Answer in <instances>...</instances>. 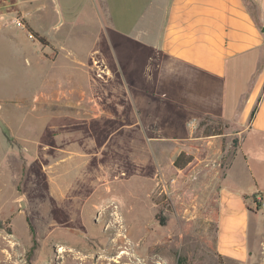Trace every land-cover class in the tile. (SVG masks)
<instances>
[{
    "label": "rangeland",
    "instance_id": "rangeland-1",
    "mask_svg": "<svg viewBox=\"0 0 264 264\" xmlns=\"http://www.w3.org/2000/svg\"><path fill=\"white\" fill-rule=\"evenodd\" d=\"M73 17L74 37L63 47L47 41L31 65L23 54H0V264H117L123 248L133 254L126 243L114 249L117 231H107L111 218L103 215L117 200L135 225L129 243L150 258L123 263L264 264V214L251 224L247 259L217 248L219 189L241 129L180 100L193 90L188 68H165L150 51L130 70L125 41L113 69L91 54L95 42L82 12ZM208 132L222 133L219 143ZM182 151L193 159L180 170L173 163ZM105 176L109 193L98 184ZM249 205L257 208L259 200ZM69 245L78 254L60 252Z\"/></svg>",
    "mask_w": 264,
    "mask_h": 264
},
{
    "label": "crops",
    "instance_id": "crops-1",
    "mask_svg": "<svg viewBox=\"0 0 264 264\" xmlns=\"http://www.w3.org/2000/svg\"><path fill=\"white\" fill-rule=\"evenodd\" d=\"M76 10L95 42L91 54H102L118 70L121 46L128 41L130 70L137 71L150 51L165 68L185 66L195 77L186 86H193L189 98L180 100L227 129L229 123L241 129L219 189L217 248L227 258L247 259L251 224L264 214V0H0V54H23L27 65L36 51L41 59L43 44L22 22L63 47L74 37ZM98 34L107 40L98 41ZM4 78L0 74V82ZM210 136L219 143L218 135ZM253 197L257 208L249 205Z\"/></svg>",
    "mask_w": 264,
    "mask_h": 264
},
{
    "label": "bare ground",
    "instance_id": "bare-ground-1",
    "mask_svg": "<svg viewBox=\"0 0 264 264\" xmlns=\"http://www.w3.org/2000/svg\"><path fill=\"white\" fill-rule=\"evenodd\" d=\"M62 100H63V98L59 97L58 101L61 102ZM109 179H110L109 176H105V177H101L98 180V184H100V188H103V187L106 188L107 193L112 191L111 188L109 187V185H110ZM111 187H112V185H111ZM124 208H125L124 204L117 200V202L116 201H111V203L109 204V207H108V209H106V211L104 209L105 213H104L103 217H107V218L110 217L111 218L110 224H109V228H108L107 231L111 232V233L114 232V231H117L116 239L113 242L114 249L116 248L117 244L126 243L128 248L132 247V252H133V254L129 253L130 252L129 249H128L129 252H127V250L123 248L120 251L119 256L116 259L112 260V263L114 262V263H117V264H127V263H123V262L127 261V260L136 261L138 254L142 255L145 258V261H149L150 260L149 254L146 253V251L143 249L142 245H132L128 241V238L130 236H134L135 235V232H134L135 225L131 226V224L123 216L124 213H125ZM109 212H112V214L110 215ZM146 243H147V240L144 241L145 245H146ZM71 248H74V247H72V245L61 246L60 252H62L64 254L67 253V252H69L70 254L76 253V251H71ZM76 254H78V252ZM72 256H73V254H72ZM91 259H92V257H91ZM100 260L104 261V258H102ZM105 260H106V258H105ZM83 261L84 262L82 264H91V262L93 260L91 261V260L87 259V260H83ZM96 263H97V261H96ZM137 264H142V262H137Z\"/></svg>",
    "mask_w": 264,
    "mask_h": 264
},
{
    "label": "trees",
    "instance_id": "trees-1",
    "mask_svg": "<svg viewBox=\"0 0 264 264\" xmlns=\"http://www.w3.org/2000/svg\"><path fill=\"white\" fill-rule=\"evenodd\" d=\"M23 25H25L27 31L36 39L38 40L39 42H41L43 45H48L47 41L45 38H43L40 34H38L37 32H35L27 23L25 22H22ZM222 133H218V134H215V135H220ZM208 135H211L209 132H208ZM213 135V134H212ZM192 156L190 155H187L185 152H181L177 158L175 159L173 165L174 167H176L177 169H184L186 168L191 162H192Z\"/></svg>",
    "mask_w": 264,
    "mask_h": 264
},
{
    "label": "water",
    "instance_id": "water-1",
    "mask_svg": "<svg viewBox=\"0 0 264 264\" xmlns=\"http://www.w3.org/2000/svg\"><path fill=\"white\" fill-rule=\"evenodd\" d=\"M20 210L22 212H24L25 214H27V205H26V202L24 200L20 201Z\"/></svg>",
    "mask_w": 264,
    "mask_h": 264
}]
</instances>
